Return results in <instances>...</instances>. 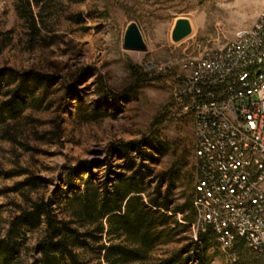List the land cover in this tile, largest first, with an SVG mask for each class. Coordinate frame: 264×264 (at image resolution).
Segmentation results:
<instances>
[{
  "label": "rangeland",
  "instance_id": "1",
  "mask_svg": "<svg viewBox=\"0 0 264 264\" xmlns=\"http://www.w3.org/2000/svg\"><path fill=\"white\" fill-rule=\"evenodd\" d=\"M263 10L264 0H68L55 5V16L46 22L49 32L30 50L13 0H0V31L13 32L11 45L0 50V107L15 116L0 128V236L16 214L15 205L25 206L11 188L36 177L42 188L30 198H48L67 190L70 169L85 179V164L102 181L112 146L141 143L157 132L170 150L146 163L154 174L180 155L191 169V123L175 104V76L184 61L231 42ZM182 18L192 31L175 44L171 33ZM131 22L139 28L145 52L122 50ZM33 74L41 81H33ZM95 111L104 117L94 120ZM4 131L15 140H6ZM111 163L124 164L114 157ZM21 171L29 176H6ZM40 234L28 236L21 264L30 262ZM205 256L206 264H225L216 244Z\"/></svg>",
  "mask_w": 264,
  "mask_h": 264
},
{
  "label": "trees",
  "instance_id": "2",
  "mask_svg": "<svg viewBox=\"0 0 264 264\" xmlns=\"http://www.w3.org/2000/svg\"><path fill=\"white\" fill-rule=\"evenodd\" d=\"M66 1L13 0L14 14L30 50L49 32L46 22L55 16V5ZM12 35V31H0V50L11 45ZM31 79L41 81L34 74ZM2 109L0 128L15 118ZM103 117L99 111L93 113L94 120ZM3 137L15 140L8 131ZM143 147L150 149L149 153L142 151ZM169 150L157 132L141 143L112 146L106 151L108 166L102 181L91 175L92 166L85 164V179L70 169L65 192L59 190L37 200L30 194L42 188L40 179L26 171L6 173L29 177L10 189L20 194L25 206L15 205L16 214L0 236V264H21V250L37 230L41 234L27 264H188L192 260L206 264L205 255L215 245V234L207 226L204 233L196 234V240L190 237L196 215L194 176L186 156L176 157L166 171L157 174L146 164L164 158ZM113 157L124 164L113 167ZM74 177H78L79 186L74 185ZM152 181L156 183L153 189ZM233 254L234 264H264V255L248 248L240 238L234 242Z\"/></svg>",
  "mask_w": 264,
  "mask_h": 264
},
{
  "label": "built area",
  "instance_id": "3",
  "mask_svg": "<svg viewBox=\"0 0 264 264\" xmlns=\"http://www.w3.org/2000/svg\"><path fill=\"white\" fill-rule=\"evenodd\" d=\"M174 82L191 123L193 239L211 227L225 264L237 238L264 255V10L231 42L184 61Z\"/></svg>",
  "mask_w": 264,
  "mask_h": 264
},
{
  "label": "water",
  "instance_id": "4",
  "mask_svg": "<svg viewBox=\"0 0 264 264\" xmlns=\"http://www.w3.org/2000/svg\"><path fill=\"white\" fill-rule=\"evenodd\" d=\"M191 31V26L187 19H177L171 33V41L177 44L187 38ZM122 50L132 52L146 51L139 28L134 22L129 23L125 29Z\"/></svg>",
  "mask_w": 264,
  "mask_h": 264
}]
</instances>
